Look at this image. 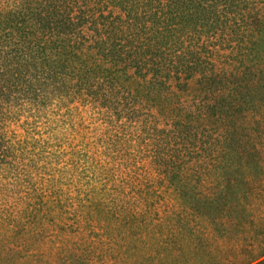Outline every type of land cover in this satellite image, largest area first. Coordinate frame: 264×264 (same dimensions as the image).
Wrapping results in <instances>:
<instances>
[{
	"label": "trees",
	"instance_id": "1",
	"mask_svg": "<svg viewBox=\"0 0 264 264\" xmlns=\"http://www.w3.org/2000/svg\"><path fill=\"white\" fill-rule=\"evenodd\" d=\"M0 264H264V0H0Z\"/></svg>",
	"mask_w": 264,
	"mask_h": 264
}]
</instances>
